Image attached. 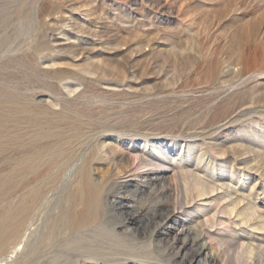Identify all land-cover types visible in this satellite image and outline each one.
<instances>
[{
  "label": "rangeland",
  "instance_id": "obj_1",
  "mask_svg": "<svg viewBox=\"0 0 264 264\" xmlns=\"http://www.w3.org/2000/svg\"><path fill=\"white\" fill-rule=\"evenodd\" d=\"M169 146L175 164L131 171L136 148ZM213 172L229 189L264 180V0H0L3 264H184L193 236L191 264H257L176 209Z\"/></svg>",
  "mask_w": 264,
  "mask_h": 264
},
{
  "label": "bare ground",
  "instance_id": "obj_2",
  "mask_svg": "<svg viewBox=\"0 0 264 264\" xmlns=\"http://www.w3.org/2000/svg\"><path fill=\"white\" fill-rule=\"evenodd\" d=\"M108 144H110V143H107L106 145H108ZM93 145L96 147V144L93 143ZM101 146H104V145H101ZM140 146L144 150L151 149V148H149V144L148 143H143ZM142 148L140 150L136 148V150H135L137 153H136V155L134 157V162H133L134 164H133L132 169H131L132 172H135L136 173V172L140 171L142 168H145V167L147 168L149 166L152 167V166L157 165L159 163V160L158 159L160 158V155L161 154H163L161 156V158H162L163 161H169V162H172L174 164L176 162H178L177 161L178 159L176 158V156H177V154H176L177 153V150H176L175 146H173V147L169 146L167 148V153H166V151H163L162 150L163 148L158 147V149L156 150V152L154 150H151V153L150 154H145V151ZM180 148H181L180 149V152L178 151L179 152V154H178L179 157L182 156V151L183 150H186V151L188 150V148L185 145H181ZM99 149H101V147H99ZM103 149H101L100 151L104 152ZM201 153H202V151H201ZM198 154H200V153H198ZM203 154L205 155L204 152H203ZM246 154H247V152H242V151H239L238 150V156H237L238 158L236 159V161L239 164H246V161H244V158H240V157L245 156ZM201 156H202V154H201ZM203 157L204 156H202V158L200 159V161H204L205 158H203ZM257 167H259V166H257ZM230 168H231V170L233 169L232 167H230ZM71 169H72V171L75 170V166L72 167ZM72 171H69V173L66 172L67 173V176L66 177H68L69 180H71L72 182H74V179L73 178H76V177H72L73 176ZM234 174L235 173H233L232 171H230L231 178H233V175ZM215 175L216 174L213 172L212 173V177L210 176L211 179L210 180L208 179L209 181H206L205 180L202 184L201 183H198V182L197 183L194 182L197 186H195L194 193L192 195H190V196L189 195H181V193L183 191L180 192V190H182V189L179 190V188H177L179 190L180 194L178 195L177 199H175L176 200V204L175 205H177L176 209L179 210V211L186 212L188 215H191L194 212L193 210H194V208L196 206L197 209L199 208L198 209V213L201 214V216L203 217L202 220H204V221L198 220V223L200 221L203 224L202 226H204V228L205 227H208V226L215 227L216 228V226H218V225H221L222 228H223V230L220 231V233L217 232L218 234H212V233H210L209 231H207L205 229L202 230L203 235L206 236L209 239V242L211 244L218 245L219 248H220V250L222 248H224V247H225V249L227 248L226 250L231 249V247H232V249H233V247H236L241 252H244L245 255L247 256V258H249V260H251V261L254 260L255 261V259H256L255 262L257 264H263V262H264V245L262 243L264 242V237H262V236H264V208H262L260 205L256 204V202L250 200L251 197H253V195L256 193V188L258 186H260L261 180H263V179L259 178L252 185V187L248 191H246L245 189L244 190L243 189L238 190V189H235V188L234 189H229V184H227V183L221 182L219 184L218 182H220L222 180H220V179L213 180L214 179L213 176H215ZM188 176H190V174ZM199 176H196V177L199 178ZM231 178L230 179L229 178L228 179L227 178L225 179V177H224L223 180L224 181H228V180L230 181V180H232ZM262 178H264V177H262ZM64 179H66V178H64ZM153 179H150V180H153ZM69 180L67 181V179H66V181H67L66 183L70 182ZM189 184L192 185V183H189ZM180 188H182V187L180 186ZM193 188H194V186H193ZM187 190H188L189 193L191 192L190 189H187ZM217 191H218V193H217ZM260 192H259L260 198L262 199V198H264V189H261ZM159 202H161V201H159ZM162 204L163 203L161 202V203L156 204V205L157 206H160ZM202 207H205V210L204 211L206 212V210H207V212H210V214L209 213L206 214L204 212H201V209L200 208H202ZM149 211H150V209H149ZM35 214H36V212H35ZM156 214H157L156 210L153 209L152 210V216H155ZM204 216H205V218H204ZM228 225H240L242 228L243 227H246L247 229L249 228L251 231H256V233H259V235H262V236H261V238L258 241L257 240H254V242H251V241L250 242H246L243 239L237 238L236 236L238 234L235 231H232L231 233L229 232V234H226L225 231H226ZM27 227H29V226H27ZM228 228H230V227H228ZM232 228H234V227H232ZM235 228L238 229V227H235ZM24 229H26V228H24ZM212 229H214V228H212ZM209 230H210V228H209ZM33 232H35V231H33L32 228H27L25 230V233L24 234L22 233L23 234V238H21V241L18 242L15 246H13L11 248V252H10L11 255L16 256V254L22 253V251L24 250V248H26V244L29 241L30 235L33 234ZM247 233H248V235L251 234L250 231H248ZM193 237H195V238H191L190 239L191 252L186 257L187 261L184 264H191L196 259V257H198V256H200L202 254V248L197 247V241L199 240L200 236H198V237L193 236ZM2 245H3L2 244V239L0 237V250H1ZM225 249H222V250L225 251ZM232 251H234V250H232ZM93 252H94V250H93ZM95 252H97V251H95ZM226 254H227V252H226ZM11 257L12 256H9V258H11ZM93 259H95V258H93ZM4 261H6V260L5 259H1L0 260V264H3ZM87 261H89V258H88ZM91 262L92 261H90V263ZM205 262H207V264H211L212 260L208 258V260L204 261L203 263L202 262H200V263L205 264ZM223 264H230V262L227 261V260H225V262ZM242 264H252V263L246 261V262H243Z\"/></svg>",
  "mask_w": 264,
  "mask_h": 264
}]
</instances>
